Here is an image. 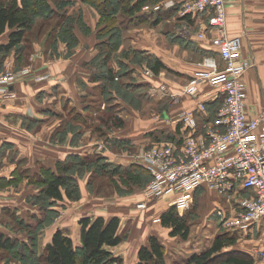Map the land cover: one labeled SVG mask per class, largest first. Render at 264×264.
I'll use <instances>...</instances> for the list:
<instances>
[{
	"label": "crops",
	"instance_id": "0c3cea01",
	"mask_svg": "<svg viewBox=\"0 0 264 264\" xmlns=\"http://www.w3.org/2000/svg\"><path fill=\"white\" fill-rule=\"evenodd\" d=\"M46 1L57 9L56 4L63 0ZM68 1L62 10L66 16L77 18L74 33L78 40L70 51L65 42L57 43L55 49L49 46L43 31L37 37L27 35L26 43H22L30 49L25 63L16 62L15 50L0 63V73L31 68L30 74L19 76L9 87L10 95L0 94V232L21 241L25 236L16 231L15 221L27 222L32 215H39L32 198L42 191V186L31 181L41 168L55 170L57 162L83 160L92 154L101 156L110 166L144 167L140 156L145 149L162 144L179 149L180 137L189 132L179 123L178 113L207 99L202 92L193 98L185 97L188 81L195 73L208 69V59L222 66L211 42L213 33L207 29V13L180 16L176 4L156 14L140 11L127 16L121 10L123 4L132 8L140 0H117L112 18L106 21L95 6L82 0ZM225 8L227 35L240 37V55L252 63L242 82L246 88V112L255 116L264 108V0H225ZM42 19L39 16L35 22ZM36 30L34 27L30 33ZM116 31L117 47L113 49L109 43ZM9 33L6 30L0 36V46L8 42ZM156 61L164 68L158 73L151 69L153 77H146L143 69ZM162 84L167 94L153 91ZM150 103L155 105L153 117H138V110ZM210 103L207 113L198 115L196 133H202L215 118ZM116 119L122 126L112 124ZM74 177L80 197L71 201L64 197L54 204L57 219L39 235V254L58 229L80 246L79 220L96 217H117L119 233L127 227L126 238L109 248L123 259V264H135L139 248L148 245L151 236L165 246L166 264H183L203 253L170 250L173 241L169 240L176 237H171L170 229L160 223H153L161 226L157 229L148 220L140 219L146 214H141L135 205L139 195L136 192L125 196L114 192L107 197L89 187V172ZM169 202L167 198L159 199L151 207L153 213H147L160 218ZM260 233L264 235V221L239 234H251L252 239L236 238L235 244L222 252H232L235 257L246 254L252 264H262L250 251L259 244L255 235ZM186 241L191 243L188 238L183 240ZM5 257L0 253V264L5 263Z\"/></svg>",
	"mask_w": 264,
	"mask_h": 264
},
{
	"label": "built area",
	"instance_id": "2783aa9c",
	"mask_svg": "<svg viewBox=\"0 0 264 264\" xmlns=\"http://www.w3.org/2000/svg\"><path fill=\"white\" fill-rule=\"evenodd\" d=\"M176 4L180 16L209 15L207 29L213 33L211 42L222 66L208 59V69L195 73L188 81L185 97L193 98L202 92L207 99L178 113L179 123L189 132L183 136L180 148L162 144L142 152L140 158L151 178L143 189V199L135 205L144 210L150 199L167 198L170 205L184 210L199 188L227 195L228 200L240 189L247 195L236 200V211L227 215L218 210L217 214L227 231L243 233L264 221V108L255 116L247 114L242 82L252 63L240 55V37L227 35L225 0H159L145 3L141 12L156 14ZM30 73V66L18 72H1L0 94L10 95L9 87L17 78ZM143 73L153 77L150 68H144ZM153 91L168 93L163 84ZM217 101L220 106L213 122L207 123L202 133H196L198 115L206 113L207 103ZM153 222L159 224L160 218H153ZM253 254L264 262V242Z\"/></svg>",
	"mask_w": 264,
	"mask_h": 264
},
{
	"label": "trees",
	"instance_id": "16d2710c",
	"mask_svg": "<svg viewBox=\"0 0 264 264\" xmlns=\"http://www.w3.org/2000/svg\"><path fill=\"white\" fill-rule=\"evenodd\" d=\"M82 1L95 6L106 21L112 18L117 4V0H115V4L112 0ZM121 2L124 3L126 0ZM145 3L146 0H140L132 8L123 4L121 10L127 16H133L141 11V7ZM66 4H69L68 0L60 1L59 5L56 4L58 8L54 9L46 0H0V36L6 30H10L8 42L0 46V63L3 61L1 59L12 50H15L16 62L25 63L30 49L28 45L23 44V46L22 43H26L29 34L37 37V35L40 36L41 33L46 32L49 46H53L55 49L56 38L58 37L61 42L67 44L70 51L78 43L74 33L77 18L72 15L66 16L62 10ZM108 9H111V11L108 12ZM39 16L43 19L36 23L35 20ZM34 27L38 30L32 34L30 32ZM113 35L116 36L114 39H112ZM113 35H111L109 45L112 44V48L115 49L117 47L115 41L118 32H114ZM148 68L158 73L164 66L156 61L155 64H148ZM210 106L216 113L220 101L210 103ZM112 124L122 126L123 123L116 119ZM183 136L179 139L180 146ZM85 166L87 167L85 168ZM85 171L90 172L95 178L98 176L97 174L106 178L112 187V193L116 192L120 195L130 194L141 189L151 178L144 167L138 165L127 166V168L110 166L103 162L101 156L95 154L89 155L83 160L57 162L55 170L41 168L39 175L31 181L35 185L42 186V191L32 198L34 203L37 204L39 215L38 217L32 215L27 222L19 219L15 221L16 230L25 231L23 232L25 239L21 241L0 232V253L6 254L4 264L15 263L21 257L29 256L35 257L36 263L43 264H123V259L120 256L113 255L109 250V248L120 244L125 238L123 234L118 232L119 219L117 217H112L109 220L103 217L80 219V246H75L73 240L58 229L53 233L51 241L46 244L43 252L39 254L37 243L39 235L47 226L52 224L54 216H57V213L52 209L54 204L62 201L64 197L70 201L79 199V188L74 176H81ZM92 182L93 177L88 181L89 187L95 189L98 194L103 195L102 180L97 181L99 183L93 187L90 186ZM202 190L204 189H197L193 193V199ZM160 224L170 229L169 235L171 237L180 236L182 240L188 238L189 228L183 220L176 217L173 207L160 215ZM231 235L234 234L230 232L229 236L217 235L209 249L201 254L193 255L183 264H211L221 258H225L221 262L226 264H252L253 260L246 254H237V257H235L232 252H222L223 249L235 244L236 237ZM24 252H26L25 255ZM165 255V246L151 236L148 245L139 248L135 264H166Z\"/></svg>",
	"mask_w": 264,
	"mask_h": 264
},
{
	"label": "rangeland",
	"instance_id": "374dc122",
	"mask_svg": "<svg viewBox=\"0 0 264 264\" xmlns=\"http://www.w3.org/2000/svg\"><path fill=\"white\" fill-rule=\"evenodd\" d=\"M56 44L61 42L60 38H56ZM30 60V57H29ZM147 106V107H146ZM154 104L150 103L149 107L147 104L144 105L143 108H141L139 111V116H145V118H147L148 116H151V118L153 117L152 115L154 114ZM102 145V144H101ZM151 148V147H149ZM147 148V149H149ZM87 166H85L86 168ZM84 168V169H85ZM90 173V172H89ZM98 176H93L92 174H90V178L93 177V182L90 184L91 187H93L94 185H97L100 181L102 180V191H104V194L102 192V194L104 196L110 197L112 196L114 193H112V187L110 186V184L107 182L106 178L101 177L100 174H97ZM89 178V179H90ZM145 187V186H144ZM144 187H142L141 189H138V191H134L136 193L134 194H139L137 197V200L139 201L142 200L143 198V189ZM100 189V188H99ZM127 195V194H125ZM124 195V196H125ZM247 195V192H244L242 190H238L236 195H233L232 198H230V200H228V196L226 195H221L218 194L216 191H213L211 189H204L202 190V192L198 193L197 196L194 197V199L192 198L191 204L187 209L184 210H178L175 207H173L172 205H170V202L167 203V208L165 211L169 210L170 208L173 207L174 210V214L176 215V217L178 219H181L184 221V223L187 224V227L189 228V235H188V239L191 241L190 244H187L188 242H183V240L181 239L180 236L176 237V238H172L169 240L170 243L169 247L170 250H180V249H184L185 251L191 252V250H195V252H199V251H206V249H208V247H210L211 242L213 241V239L217 236V235H227L229 236V233L224 226L221 223L220 217L217 214L218 210H222L225 214L229 215L232 212L236 211V200L238 198L241 197H245ZM162 199V198H161ZM159 199H150L146 205V208L144 210H141L139 212H141V214H146V215H142L143 218L142 219L143 222H146L147 220L150 223L151 227H157V229H160L161 226H157V225H153V217L155 215H151L152 210L151 207L152 205L154 206L155 202H158ZM169 204V207H168ZM149 205V206H148ZM165 205V207H166ZM164 207V208H165ZM155 210V208L153 209ZM147 212H151V213H147ZM58 215V214H57ZM148 216V219L146 218ZM156 217V216H155ZM57 219V216H54L53 221L55 222V220ZM156 224V223H155ZM45 230V229H44ZM17 231V230H16ZM21 234L24 235L23 232H25L24 230H21ZM232 233V232H231ZM121 234L127 236V227L124 228V230H122ZM234 236L238 239H240V241H245L248 239H252L251 234H248L247 236H243V235H239L240 233L237 232H233ZM167 235V234H165ZM256 242L259 243L257 244L256 247L260 246L261 242L264 241V235L260 234H256ZM126 238V237H125ZM197 245V246H196ZM174 247H177L174 249ZM197 248V249H195ZM251 249V253L253 254L254 249ZM169 250V251H170ZM26 252H24L25 255ZM23 255V256H24ZM190 256V255H189ZM225 260V258H221L218 259L216 262H212L211 264H226L224 262H221V260ZM14 264H43L40 262L36 263V259L33 256H29V257H21V259L18 261H16ZM264 264V262L262 263Z\"/></svg>",
	"mask_w": 264,
	"mask_h": 264
}]
</instances>
